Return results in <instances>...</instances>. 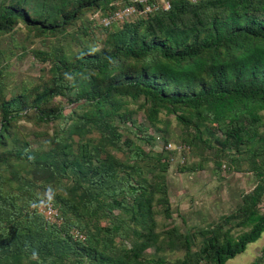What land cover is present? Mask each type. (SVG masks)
Listing matches in <instances>:
<instances>
[{"label":"trees","instance_id":"16d2710c","mask_svg":"<svg viewBox=\"0 0 264 264\" xmlns=\"http://www.w3.org/2000/svg\"><path fill=\"white\" fill-rule=\"evenodd\" d=\"M122 3L0 0V264H225L264 233V0H172L120 27L85 15ZM28 53L44 67L11 87V59ZM133 103L165 134L159 114L173 116L181 142L215 149L219 168L246 160L256 184L235 212L157 230V215L173 216L169 152L124 136L129 124L154 139Z\"/></svg>","mask_w":264,"mask_h":264},{"label":"rangeland","instance_id":"374dc122","mask_svg":"<svg viewBox=\"0 0 264 264\" xmlns=\"http://www.w3.org/2000/svg\"><path fill=\"white\" fill-rule=\"evenodd\" d=\"M121 5H118L116 10L127 6L123 5L121 7ZM137 7L141 8L140 6ZM112 12L108 14L96 13L95 15L87 12L85 15L88 18L91 16L92 19L97 18L98 22H100L103 16H108ZM145 15L141 14V16ZM133 19L134 17L132 16L130 19L115 25L120 27L123 23L131 22ZM99 37L102 38V35L99 34ZM40 45V41L36 40L32 46ZM10 66L12 74L10 75L9 85L11 87L17 83L19 85L20 82L25 81L28 83L36 80L41 73L40 69L44 67L29 53L22 57H13ZM139 105L140 103H133L130 106L131 109H134L133 117L138 123L146 125V132L152 135L154 139L150 143L143 142L137 137L138 132L129 124L124 127V136L133 139L136 144H139L146 151L152 149L156 152H162L163 150L169 152L170 166L165 177L173 216L167 220L162 215H157V230L167 231L176 228L180 233L186 234L194 230L204 229L219 221L222 216H229L235 212L240 204L241 196L249 193L256 184L257 177L250 170L251 167L246 160L236 166L230 165L229 162L225 161V164L219 168L214 160L215 149L209 148L203 153L199 149L187 148L181 142V126L173 116H167L163 112L159 114L160 122L157 123V126L161 129L165 128L167 132L165 134L158 131L154 125L146 122L144 113ZM68 108L70 106L65 110L68 111ZM22 123L27 128L33 127L30 121H22ZM96 136V133L87 135V137ZM214 147L217 148L218 146L214 144ZM117 156L122 157L121 154ZM260 209L264 212V201L260 204ZM58 223H60L59 220ZM241 232V230L236 229L233 234L238 236ZM76 233L74 232L73 234L75 235ZM129 244V241L123 242V245L127 248ZM120 246H122L121 243ZM263 249L264 233L255 243L249 244L242 254L228 260L225 264H251L256 259L260 260V264H264ZM153 252L154 247L145 251L148 257L152 256ZM162 255L165 256L168 262H172L181 259L183 253L165 251Z\"/></svg>","mask_w":264,"mask_h":264},{"label":"built area","instance_id":"2783aa9c","mask_svg":"<svg viewBox=\"0 0 264 264\" xmlns=\"http://www.w3.org/2000/svg\"><path fill=\"white\" fill-rule=\"evenodd\" d=\"M161 3L159 4L158 3ZM172 0H131V3L128 4L126 7L113 11L108 16H103L100 19V23L104 26L111 27L117 23H122L127 19H130L132 16L135 18L140 16L141 14H147L159 9L161 10H168L170 9ZM191 2H195L197 0H190ZM140 6L141 8H138ZM38 212L42 213L46 220L54 223L57 221V211L54 210L52 205L50 204H43L37 207ZM76 237L81 238L82 236L78 233L75 234Z\"/></svg>","mask_w":264,"mask_h":264}]
</instances>
